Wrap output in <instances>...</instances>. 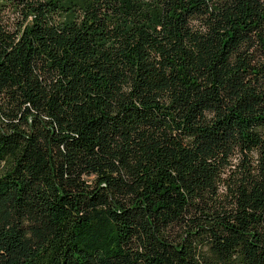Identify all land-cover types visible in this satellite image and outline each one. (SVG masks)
I'll list each match as a JSON object with an SVG mask.
<instances>
[{"label": "trees", "instance_id": "obj_1", "mask_svg": "<svg viewBox=\"0 0 264 264\" xmlns=\"http://www.w3.org/2000/svg\"><path fill=\"white\" fill-rule=\"evenodd\" d=\"M0 264H264V0H0Z\"/></svg>", "mask_w": 264, "mask_h": 264}]
</instances>
